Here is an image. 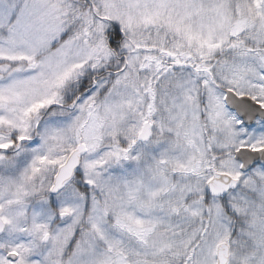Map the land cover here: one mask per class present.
Listing matches in <instances>:
<instances>
[{
  "label": "snow or ice",
  "instance_id": "1",
  "mask_svg": "<svg viewBox=\"0 0 264 264\" xmlns=\"http://www.w3.org/2000/svg\"><path fill=\"white\" fill-rule=\"evenodd\" d=\"M0 264H264V0H0Z\"/></svg>",
  "mask_w": 264,
  "mask_h": 264
}]
</instances>
